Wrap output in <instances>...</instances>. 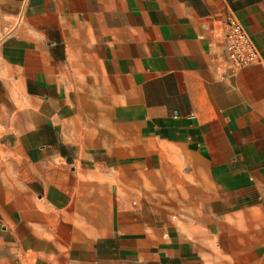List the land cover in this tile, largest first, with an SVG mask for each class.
I'll return each instance as SVG.
<instances>
[{"label": "crops", "instance_id": "0c3cea01", "mask_svg": "<svg viewBox=\"0 0 264 264\" xmlns=\"http://www.w3.org/2000/svg\"><path fill=\"white\" fill-rule=\"evenodd\" d=\"M0 262L264 264V0H0Z\"/></svg>", "mask_w": 264, "mask_h": 264}, {"label": "built area", "instance_id": "2783aa9c", "mask_svg": "<svg viewBox=\"0 0 264 264\" xmlns=\"http://www.w3.org/2000/svg\"><path fill=\"white\" fill-rule=\"evenodd\" d=\"M223 47L226 58L233 69L259 62L256 47L243 25L236 18H229L227 21Z\"/></svg>", "mask_w": 264, "mask_h": 264}]
</instances>
